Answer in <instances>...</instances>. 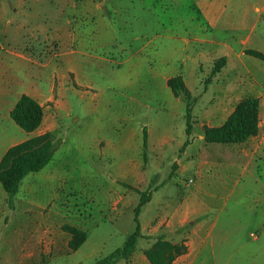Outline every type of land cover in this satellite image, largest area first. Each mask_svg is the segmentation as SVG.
<instances>
[{
    "label": "crops",
    "instance_id": "crops-1",
    "mask_svg": "<svg viewBox=\"0 0 264 264\" xmlns=\"http://www.w3.org/2000/svg\"><path fill=\"white\" fill-rule=\"evenodd\" d=\"M171 1L0 0V163L10 148L34 137L49 135L58 145L52 161L24 179L14 208L17 202L48 201L49 188L58 179L50 172L55 165L78 171V178L67 176L70 182L84 184L88 178L106 192L112 186L102 177L103 159L121 151L131 155L143 147L144 134L142 141L133 114L117 117L131 125L127 132H118L116 141L104 142L95 126L69 132L70 99L78 96L86 68L101 60L111 61L108 56L112 54L119 68L141 71L147 57L157 65L154 72L161 77L163 90L168 78L182 73L186 87L195 92L201 88L198 75L212 72L215 60L225 57L227 64L217 74L226 76L225 81L214 82L202 94L196 109L199 106L204 111L198 120L219 128L244 98L254 97L260 100L259 134L240 144L207 143L204 134L190 139L182 173L174 164L170 177L173 172L177 179L194 170L192 189L184 196L172 197L170 189L163 192L173 179L158 195L150 196L139 216L141 233L146 235L148 225L143 220L147 222L155 207L159 226L154 231L165 230L185 239L187 252L177 262L264 264V61L248 60L252 56L246 53L264 55V0ZM140 25L147 31L158 27V34L136 35ZM228 74L237 76V81H231ZM23 96L43 108L42 123L32 133L12 118ZM165 135L160 146L164 153ZM76 161L81 163L77 169ZM122 162H118L121 176L136 181L131 158ZM41 186L47 191L36 195ZM112 199L105 197L103 202ZM14 208L0 182V219ZM90 240L88 233L81 248Z\"/></svg>",
    "mask_w": 264,
    "mask_h": 264
},
{
    "label": "rangeland",
    "instance_id": "rangeland-1",
    "mask_svg": "<svg viewBox=\"0 0 264 264\" xmlns=\"http://www.w3.org/2000/svg\"><path fill=\"white\" fill-rule=\"evenodd\" d=\"M182 3H187V0H182ZM142 26L136 29V35L152 37L158 34V27L147 31ZM135 47H138L137 44ZM111 55L108 56L111 61L101 60L86 68L81 76L78 96L70 99L73 117L68 120L71 124L69 132L74 134L95 126L98 136L104 142L116 141L120 137L118 132H127L126 128L131 125L127 122L121 123L118 118L133 114V124L137 126L136 132L142 137V141L143 128H148L147 146L143 145L140 151L137 150L131 155L127 151H121L114 158L103 159L102 177L112 186L106 192L100 191L88 178L84 184L70 182L67 176L78 178V171L68 172L60 168L61 165H55L50 172L58 179L55 186L49 188L51 193L48 194V201L31 204L17 202L14 210H8L0 219V264H98L122 248L128 237L135 232V210L140 202L139 192H147L153 198L173 179L174 182L169 185L171 187H165L163 192L170 189L172 197L184 196L192 189L194 170L183 173L177 179L174 172L173 177L170 176L174 164L178 165L177 170L180 173L184 169L182 166L187 140L193 141L194 137L205 135L206 129L210 128L209 124L199 122L204 108L198 106L196 109V104L211 84L225 81L226 76L223 74L212 75L216 64L221 66V58L215 60L212 72L198 75L197 82L201 88L191 92L186 87L182 73L168 78L166 89L163 90L161 77L154 72L157 65L149 62L146 56V65L141 71H134L128 66L119 68L112 62L118 58ZM248 60L262 62L253 56ZM202 70L200 68L198 74ZM130 71L132 73L127 75L126 72ZM37 72L41 71L37 69ZM169 75L171 74H166V77ZM176 77H181L186 91L195 99L193 132L190 137L187 135L184 99L176 96L169 85L170 80ZM227 77L236 81L238 79L237 76L229 74ZM43 84L46 85L47 82L44 81ZM169 98L175 103L168 102ZM162 116L167 119H161L164 118ZM164 132L167 142L165 153L160 148ZM125 157L131 158L132 165L136 168L133 170L138 175L136 181L132 176L130 179L121 176L122 166L119 163ZM79 166L81 163L76 161L74 167L77 169ZM27 184L29 186L30 181ZM45 191L46 188L41 186L36 195L44 194ZM111 196L115 199L109 200L111 202L108 201V204L103 202V198ZM142 212L143 209L140 215ZM158 214L159 209L154 207L149 211L147 222L143 220L148 228L145 229L146 235L139 238L134 253L129 258H121L111 264H175L181 260L187 252L185 239L177 238L165 230L162 233L154 231L159 226ZM65 225L78 227L91 235L86 247L79 251L69 248L71 235L63 230ZM149 250L154 252V260L147 255ZM177 264H181V261Z\"/></svg>",
    "mask_w": 264,
    "mask_h": 264
},
{
    "label": "trees",
    "instance_id": "trees-1",
    "mask_svg": "<svg viewBox=\"0 0 264 264\" xmlns=\"http://www.w3.org/2000/svg\"><path fill=\"white\" fill-rule=\"evenodd\" d=\"M259 60L264 61V55L257 51H247ZM221 66L213 69L212 75H217L220 69L226 65L227 58L220 59ZM176 96L182 97L186 108L187 135L191 136L193 132V103L195 99L186 91L181 77L171 79L169 82ZM259 109L260 100L254 97L244 98L236 107L234 113L228 121L219 128H208L205 131V140L207 143H225L240 144L249 140L251 137L259 134ZM13 120L27 133L37 130L43 120V108L34 99L23 96L16 108L12 112ZM148 133L144 129V145L147 146ZM189 140L185 146L189 145ZM58 151V145L49 135L31 138L19 145L9 149L0 163V182L8 195V204L11 209L14 208L15 198L18 194L21 184L26 177L31 174L41 172L53 159ZM140 202L135 210V232L128 237L124 246L117 249L107 258L98 262V264H111L121 259L129 258L135 251L139 238L142 237L139 215L143 206L150 201V195L147 192H139ZM63 230L71 235L69 248L72 251H78L88 239V233L84 230L65 225ZM150 259H155L153 251H147Z\"/></svg>",
    "mask_w": 264,
    "mask_h": 264
}]
</instances>
